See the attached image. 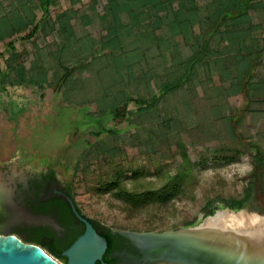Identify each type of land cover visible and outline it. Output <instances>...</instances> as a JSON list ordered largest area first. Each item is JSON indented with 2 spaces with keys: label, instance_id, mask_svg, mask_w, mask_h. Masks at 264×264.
<instances>
[{
  "label": "rangeland",
  "instance_id": "rangeland-1",
  "mask_svg": "<svg viewBox=\"0 0 264 264\" xmlns=\"http://www.w3.org/2000/svg\"><path fill=\"white\" fill-rule=\"evenodd\" d=\"M103 1L93 6L89 0H79L76 5H72L70 0H54L49 17L50 23L55 25L54 29L46 36L30 42H16V50L22 56L12 57L8 66L10 73L12 76L17 75V68L23 63L31 67L41 53L44 57L43 70H38L40 77L34 75V78L40 79L37 91L41 92L43 98L40 99L32 87H9L8 82L3 83V77L0 76V101H4L3 104L6 105L7 100L12 98L14 103L12 101L10 105L13 111H17V108L21 110L13 119V113L0 103V185L9 190L16 189L17 181L48 169L60 181L57 188L67 186L76 207L88 220L111 231L142 233L167 231L177 227L179 229L188 221H200L207 202L232 199L237 204L246 194L250 195L249 209L234 211L219 208L216 211H244L264 217V165L257 169L253 164L258 153L251 149L241 153L226 149L229 146H239L238 144L247 146L252 142L260 146L264 153V112L247 111L244 90L239 97H228L222 102V106L230 109L229 112H222L230 119L228 126L242 141L238 139L236 144L226 134L227 125L223 127L221 121L216 119L217 112H211L216 100L212 98L207 102L200 86H195L194 93L190 94L195 107L193 112L185 111V107L181 105V97L168 100L171 108H177L171 112L174 120L184 118L187 125L186 130H181L179 135L192 172L190 182L180 189L173 200L165 205H149L135 211L116 200L112 193L101 190L102 185L110 181L120 169L124 171V186L128 190L160 188L166 182V176H174L177 167L183 162L182 151L172 140H163L154 149L133 141L136 130L133 125L122 129L117 138L104 141L111 149L97 159L92 157L87 160L84 153L75 150L72 145L77 135H83L90 128L98 129L96 120L100 110L113 106L114 101L111 97L105 100L91 97L83 104H66L63 99L65 77L63 72L53 68L52 57L50 55L47 58V55L51 53L59 56L64 66L73 70L69 50L63 47L59 52V47L54 45L55 37L61 30L62 35L67 38L65 45L69 46L73 36H87V39L96 41L105 35L103 22L109 18L102 12ZM14 9H19L21 14L39 16L32 0H0V19L9 16ZM121 21L126 29L131 28V35L147 24L146 18L143 21L136 13L121 14ZM256 31L253 26L252 35L257 34ZM5 44L6 42H0V72L7 68L3 62L9 56ZM261 59L253 62L251 72L258 67L264 76V59ZM214 81L217 82V79ZM225 85L230 87L229 82ZM262 95L264 99V93ZM135 107L134 104L128 106L129 109ZM254 107L264 109V103L260 102ZM152 119L154 118L149 116L148 121L142 123L143 128L150 122L155 125L156 122ZM101 121L106 128L112 126L107 117H103ZM173 190L171 187L170 192ZM23 210V221L37 220L40 217L32 212L29 205L24 204ZM24 225L20 221L14 229L22 231L21 227ZM68 243L64 240L59 246L65 250ZM54 259L62 264L61 260Z\"/></svg>",
  "mask_w": 264,
  "mask_h": 264
},
{
  "label": "trees",
  "instance_id": "trees-1",
  "mask_svg": "<svg viewBox=\"0 0 264 264\" xmlns=\"http://www.w3.org/2000/svg\"><path fill=\"white\" fill-rule=\"evenodd\" d=\"M32 1L39 16L21 14L19 9H14L9 16L0 19V42H6L5 49L9 53L3 59L7 68L0 72V76L3 77L2 82L7 81L13 89L32 87L37 91L40 80L38 70H43L44 61L41 53L31 67L24 63L18 66L15 76L8 68L14 55L22 56L16 50L17 41L24 43L44 37L55 27L49 20L54 0ZM70 1L72 5L79 4V0ZM100 1L89 0L93 6L99 5ZM102 12L109 19L103 22L106 32L98 40L73 36L72 43L66 46L67 38L62 31L56 35L54 45L59 47V52L67 47L73 70L64 66L59 56L47 55V58L52 57L53 68L63 72L65 77L63 99L66 104H83L91 97L101 100L111 97L114 101L113 106L100 110L96 120L98 129L90 128L83 135H77L72 145L75 150L83 152L87 160L92 157L97 159L111 149L103 142L117 138L120 131L130 125L136 129L133 141L141 146L154 149L163 140L174 141L182 151L183 162L174 176H166L167 180L160 188L128 190L124 186L125 175L121 169L101 188L104 193H112L116 200L135 211L149 205H165L190 182L192 175L179 135L187 125L184 118L174 120L171 112L177 108H171L168 100L181 97L185 111L193 112L195 107L190 94L194 93L195 86H200L207 102L212 98L216 100L211 112H217L216 119L221 121L223 127L227 125L226 134L234 144L240 138L228 126L230 119L222 112H229L230 109L222 106V102L228 97H239L244 90L247 111L264 112V109L254 107L260 102L264 103V76L258 67L251 72L253 62L264 59V4L261 0H104ZM131 13L138 14L143 21L145 18L147 20L143 29L139 28L134 35L130 34L131 28L126 29L121 21V14ZM253 26L257 30L255 35H252ZM34 75L38 77L34 78ZM226 82H229V88ZM37 93L42 99L41 92ZM130 104L136 107L129 109ZM18 110L12 112L13 119L20 114L21 110ZM149 116L154 118L152 120L156 124L150 122L143 128L142 123L147 122ZM103 117L109 118L111 127H104L101 121ZM116 125L121 127L116 128ZM238 145L226 149L236 153L254 150L259 156L254 157L253 164L257 169L263 167L264 153L260 146L252 142L247 146ZM171 187L174 188L173 192H170ZM249 201V194L244 195L237 204L232 199H220L216 203L211 200L206 203L200 221H188L180 228L199 224L219 208L234 211L249 209ZM91 224L95 230V226L99 227L93 221ZM175 229L178 227L172 230ZM102 237L107 242V254L113 248L110 243L112 235L105 233ZM63 243L64 240L58 241V244L51 241L33 244L61 260L64 249H60L59 244ZM106 256L103 261L110 264L111 260Z\"/></svg>",
  "mask_w": 264,
  "mask_h": 264
},
{
  "label": "water",
  "instance_id": "water-1",
  "mask_svg": "<svg viewBox=\"0 0 264 264\" xmlns=\"http://www.w3.org/2000/svg\"><path fill=\"white\" fill-rule=\"evenodd\" d=\"M225 211V210H220ZM199 224L162 232L120 231L133 242L138 255L116 256L123 264H264V223L246 230ZM83 233L62 252V264H104L106 240L85 219ZM0 264H61L44 249L9 231H0Z\"/></svg>",
  "mask_w": 264,
  "mask_h": 264
},
{
  "label": "flooded vegetation",
  "instance_id": "flooded-vegetation-1",
  "mask_svg": "<svg viewBox=\"0 0 264 264\" xmlns=\"http://www.w3.org/2000/svg\"><path fill=\"white\" fill-rule=\"evenodd\" d=\"M15 184L16 189L12 190L0 185V231H9L31 244L40 241L58 243V241L65 240L71 245L84 231V224L79 217L91 224L92 221L88 220L76 207L67 186L57 188L60 181L48 169L30 174L28 178L17 181ZM24 204L29 205L32 212L40 216L39 219L23 221ZM20 221L25 224L21 227L22 231L14 229ZM95 227L101 237L105 233L112 235L110 243L113 248L107 254L105 251L102 257L103 263L106 255V258L111 260L110 264H123L122 260L116 256L117 254H139L132 241L118 234L120 231ZM59 248L61 249L62 246Z\"/></svg>",
  "mask_w": 264,
  "mask_h": 264
},
{
  "label": "bare ground",
  "instance_id": "bare-ground-1",
  "mask_svg": "<svg viewBox=\"0 0 264 264\" xmlns=\"http://www.w3.org/2000/svg\"><path fill=\"white\" fill-rule=\"evenodd\" d=\"M264 223V217L254 214L247 213L244 211L240 212H227L219 211L213 218L207 219L205 225L211 227L226 228V229H251L259 227Z\"/></svg>",
  "mask_w": 264,
  "mask_h": 264
},
{
  "label": "crops",
  "instance_id": "crops-1",
  "mask_svg": "<svg viewBox=\"0 0 264 264\" xmlns=\"http://www.w3.org/2000/svg\"><path fill=\"white\" fill-rule=\"evenodd\" d=\"M12 101H13V103H14V100H13L12 98H10L9 100H7L6 105L3 104L4 101H2V100L0 101V103H1V106H3V105H4V106H7V108L10 110V112H14V111H13V108H12L11 105H10V104H12ZM18 107H19V106H18ZM18 111H19V110H18V108H17V112H18Z\"/></svg>",
  "mask_w": 264,
  "mask_h": 264
},
{
  "label": "built area",
  "instance_id": "built-area-1",
  "mask_svg": "<svg viewBox=\"0 0 264 264\" xmlns=\"http://www.w3.org/2000/svg\"><path fill=\"white\" fill-rule=\"evenodd\" d=\"M261 2L264 4V0H261Z\"/></svg>",
  "mask_w": 264,
  "mask_h": 264
}]
</instances>
